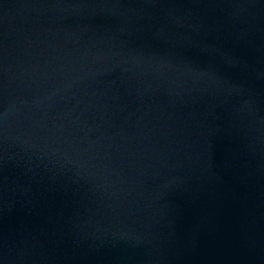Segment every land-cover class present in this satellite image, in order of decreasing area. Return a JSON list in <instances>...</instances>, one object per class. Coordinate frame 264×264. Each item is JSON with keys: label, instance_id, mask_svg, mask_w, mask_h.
Returning <instances> with one entry per match:
<instances>
[{"label": "water", "instance_id": "95a60500", "mask_svg": "<svg viewBox=\"0 0 264 264\" xmlns=\"http://www.w3.org/2000/svg\"><path fill=\"white\" fill-rule=\"evenodd\" d=\"M0 264H264V0H0Z\"/></svg>", "mask_w": 264, "mask_h": 264}]
</instances>
